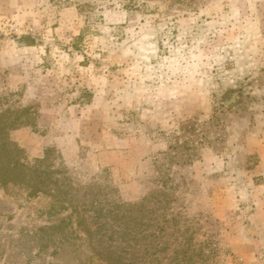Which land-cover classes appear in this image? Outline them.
I'll return each instance as SVG.
<instances>
[{
    "label": "rangeland",
    "instance_id": "obj_1",
    "mask_svg": "<svg viewBox=\"0 0 264 264\" xmlns=\"http://www.w3.org/2000/svg\"><path fill=\"white\" fill-rule=\"evenodd\" d=\"M6 109L12 156L58 188L146 203L165 264L174 234L189 264H264V0H0ZM23 176L0 182V264H105L81 201Z\"/></svg>",
    "mask_w": 264,
    "mask_h": 264
},
{
    "label": "trees",
    "instance_id": "obj_2",
    "mask_svg": "<svg viewBox=\"0 0 264 264\" xmlns=\"http://www.w3.org/2000/svg\"><path fill=\"white\" fill-rule=\"evenodd\" d=\"M9 113V109L0 112V182H6L8 175H13L21 170L24 174L21 181L35 190L46 186V184L47 186L57 185L53 189V196L56 198L55 203L51 206L53 211L65 207L62 204L66 202L62 198L63 195L69 198L71 206L74 205L76 199L78 202L81 201L80 204L75 205L72 211L74 213L79 210L83 212L76 225L78 228L82 226L89 242L95 246L98 259L105 264H165L162 254L167 250L165 245L169 241L165 240V226L161 220H156L153 212L148 211L146 203L112 202L101 198L103 191L93 185L84 188L79 198L75 193L79 194L81 190H77L73 186L62 184L63 188H58V180L54 179L55 181H53L51 172L43 168L47 165V158L34 165H29L15 159L16 156H12V153L19 152V149L8 139V130L20 125V120L19 118L11 120ZM4 156H7V161ZM73 190L74 193H72ZM56 203H61L62 206L60 207ZM89 212H93V215L85 214ZM72 218L71 215L70 225H74L71 222ZM171 222L176 224L175 219ZM155 224L158 227V232L150 231ZM93 226H95L94 229ZM77 227L71 226L73 237L78 233ZM172 237L178 242V247L172 251L173 255L168 258L172 264H189L197 257H204L202 249H195L192 246L191 238H186L182 242L179 240L180 236L174 234Z\"/></svg>",
    "mask_w": 264,
    "mask_h": 264
}]
</instances>
